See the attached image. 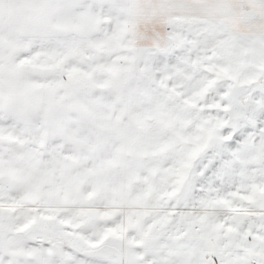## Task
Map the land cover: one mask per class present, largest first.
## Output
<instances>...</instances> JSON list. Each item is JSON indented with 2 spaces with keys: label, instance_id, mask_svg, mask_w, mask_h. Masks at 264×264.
Instances as JSON below:
<instances>
[{
  "label": "snow or ice",
  "instance_id": "snow-or-ice-1",
  "mask_svg": "<svg viewBox=\"0 0 264 264\" xmlns=\"http://www.w3.org/2000/svg\"><path fill=\"white\" fill-rule=\"evenodd\" d=\"M0 264H264V0H0Z\"/></svg>",
  "mask_w": 264,
  "mask_h": 264
}]
</instances>
